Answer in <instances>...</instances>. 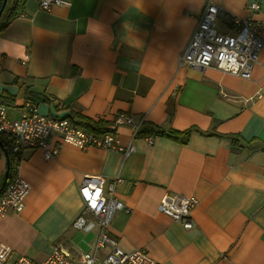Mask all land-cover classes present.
<instances>
[{
	"label": "crops",
	"instance_id": "obj_1",
	"mask_svg": "<svg viewBox=\"0 0 264 264\" xmlns=\"http://www.w3.org/2000/svg\"><path fill=\"white\" fill-rule=\"evenodd\" d=\"M65 1L46 12L24 0L0 30L8 118L30 101L39 114L70 121L108 127L118 113L143 121L128 156L66 143L50 159L38 148L21 153L17 171L30 191L20 211L0 216L9 262H41L57 245L77 259L79 235L92 234L87 248L95 237L72 227L83 208L78 189L84 176H100L124 206L109 228L123 251L142 249L160 264H264V47L249 79L179 61L210 1L223 10L218 32L233 34V18H250L262 23L264 42V0ZM251 2L260 9L249 10ZM117 130L129 144L132 127ZM5 177L0 153V190ZM165 194L197 200L190 230L158 211Z\"/></svg>",
	"mask_w": 264,
	"mask_h": 264
},
{
	"label": "built area",
	"instance_id": "obj_2",
	"mask_svg": "<svg viewBox=\"0 0 264 264\" xmlns=\"http://www.w3.org/2000/svg\"><path fill=\"white\" fill-rule=\"evenodd\" d=\"M39 8L49 12L53 6H68L65 0H38ZM248 9L258 11L257 2L248 4ZM223 13L220 6L208 2L198 19L187 46L180 55L181 64L194 69L215 68L244 79L251 77L252 69L258 63L259 51L264 46L261 34L262 23L250 18H233L230 24L235 33L218 32L216 22ZM29 59L25 54L22 63ZM143 120L135 122L125 113H118L112 125L105 131L95 133L67 118H54L37 112L34 103L26 101L16 119L7 116V108L0 104V136L9 137L10 151L19 158L27 149H41L45 159L56 156L63 143L78 149L89 148L113 150L128 156L134 152L133 140L136 138ZM132 127L129 144L122 146L118 128ZM51 136H57V144H51ZM144 140L152 143V135H143ZM0 153L4 155L0 148ZM18 167V165H17ZM115 184H105L100 176H84L78 192L83 203L81 213L73 221L72 227L78 231H95V237L89 249L72 259L69 252L60 245L52 248L48 257L35 262L24 256L9 262L10 247L0 242V264H160L151 259L142 249L124 252L109 236V224L113 215L124 208L114 195ZM30 191V185L22 179L17 171L11 181L0 193V216L12 210L18 212L23 208V200ZM197 201L191 195L165 194L159 204L158 211L169 216L174 222L183 225L184 230L193 227L191 212ZM102 251L103 255L99 256Z\"/></svg>",
	"mask_w": 264,
	"mask_h": 264
},
{
	"label": "trees",
	"instance_id": "obj_3",
	"mask_svg": "<svg viewBox=\"0 0 264 264\" xmlns=\"http://www.w3.org/2000/svg\"><path fill=\"white\" fill-rule=\"evenodd\" d=\"M9 1H11V5H8ZM2 2L3 0H0V7L2 5ZM23 2L24 0H7L5 7L2 11V17H3V20L5 21H1L2 19H0V30L4 28L10 20H12L18 15L19 8L23 5ZM72 121H74L73 118H72ZM74 123L81 125L85 127L87 130L91 132H95V133H99L107 129V122L104 120L93 121V120L78 116L77 120L74 121ZM144 131L146 132V130ZM2 136H5L9 140L8 136L6 135H2ZM9 143H10V140H9ZM0 144H1L0 148L4 152L3 157L6 160V177H7L6 184H8L11 181V179L14 177V174L16 172V168L19 162V157L10 151L9 145L7 147V144H8L7 142L0 140Z\"/></svg>",
	"mask_w": 264,
	"mask_h": 264
},
{
	"label": "rangeland",
	"instance_id": "obj_4",
	"mask_svg": "<svg viewBox=\"0 0 264 264\" xmlns=\"http://www.w3.org/2000/svg\"><path fill=\"white\" fill-rule=\"evenodd\" d=\"M220 30V29H219ZM221 31V30H220ZM263 40V39H262ZM264 43V42H263ZM264 46H262L261 47V49L263 48ZM261 49H260V51H261ZM260 51H259V53H260ZM226 73H228V72H226ZM228 74H230V73H228ZM232 75V74H231ZM6 185V184H5ZM5 187V186H4ZM4 187H3V189H4ZM2 189V190H3ZM2 192V191H1ZM0 192V193H1ZM170 195V194H169ZM174 195H176V194H174ZM197 201V200H196ZM122 203V202H121ZM123 204V203H122ZM197 204V203H196ZM122 210V209H121ZM118 211H120V210H118ZM117 211V212H118ZM164 214V213H163ZM115 215V214H114ZM113 215V216H114ZM191 217V216H190ZM192 220V219H191ZM111 222H112V220H111ZM192 224H193V222H192ZM110 225H111V223L109 224V228H110ZM181 226H182V228H184L183 227V225L181 224ZM108 234H109V229H108ZM110 236V235H109ZM91 237H92V234L90 233V234H86L85 236H81V235H79V242H78V245H77V248H76V251H80L81 253H85L87 250H88V248H87V246L83 243V241L84 240H86V241H88V240H90L91 239ZM111 237V236H110ZM112 238V237H111ZM114 240V239H113ZM86 241H85V243H86ZM115 241V240H114ZM92 242V241H91ZM90 242V243H91ZM116 242V241H115ZM117 243V242H116ZM117 247H119L118 246V244H117ZM122 250V249H121ZM123 251V250H122ZM125 252V251H124ZM80 255V254H79ZM79 255H77V256H79ZM101 255V257H102V255H103V252L102 251H100L99 252V256Z\"/></svg>",
	"mask_w": 264,
	"mask_h": 264
},
{
	"label": "water",
	"instance_id": "obj_5",
	"mask_svg": "<svg viewBox=\"0 0 264 264\" xmlns=\"http://www.w3.org/2000/svg\"><path fill=\"white\" fill-rule=\"evenodd\" d=\"M6 2H7V0H3V2H2V5H1V7H0V16H1V13H2L4 7H5ZM6 180H7V177H5V179H4V181H3V184H2V187H1L0 192L2 191L3 187H4L5 184H6Z\"/></svg>",
	"mask_w": 264,
	"mask_h": 264
},
{
	"label": "bare ground",
	"instance_id": "obj_6",
	"mask_svg": "<svg viewBox=\"0 0 264 264\" xmlns=\"http://www.w3.org/2000/svg\"><path fill=\"white\" fill-rule=\"evenodd\" d=\"M163 197V196H162ZM161 200V199H160ZM160 202V201H159ZM159 204V203H158ZM158 207V206H157Z\"/></svg>",
	"mask_w": 264,
	"mask_h": 264
}]
</instances>
